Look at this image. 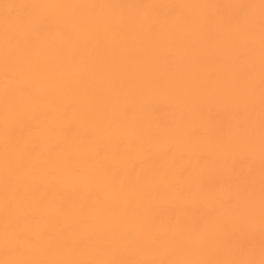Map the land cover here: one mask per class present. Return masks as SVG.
<instances>
[{"label":"bare ground","instance_id":"1","mask_svg":"<svg viewBox=\"0 0 264 264\" xmlns=\"http://www.w3.org/2000/svg\"><path fill=\"white\" fill-rule=\"evenodd\" d=\"M0 264H264V0H0Z\"/></svg>","mask_w":264,"mask_h":264}]
</instances>
